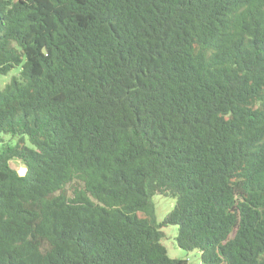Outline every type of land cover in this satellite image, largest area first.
Wrapping results in <instances>:
<instances>
[{"label": "trees", "instance_id": "obj_1", "mask_svg": "<svg viewBox=\"0 0 264 264\" xmlns=\"http://www.w3.org/2000/svg\"><path fill=\"white\" fill-rule=\"evenodd\" d=\"M13 69L0 264H264V0H0Z\"/></svg>", "mask_w": 264, "mask_h": 264}, {"label": "rangeland", "instance_id": "obj_2", "mask_svg": "<svg viewBox=\"0 0 264 264\" xmlns=\"http://www.w3.org/2000/svg\"><path fill=\"white\" fill-rule=\"evenodd\" d=\"M17 74V69H13L5 76H0V90L3 86L10 81L12 76ZM11 167L16 169L19 174H22L24 167L17 161L11 162ZM154 205V218L157 223H160L165 216L171 211L174 206V200L162 196H154L152 198ZM163 234L161 244L165 247L167 255L171 259L185 260L187 264H201L199 259V253L197 251L186 252L179 249L175 243V236L177 227L166 226L160 229Z\"/></svg>", "mask_w": 264, "mask_h": 264}]
</instances>
